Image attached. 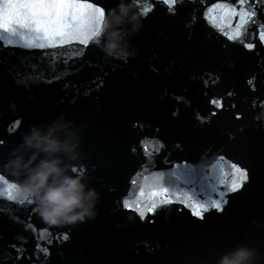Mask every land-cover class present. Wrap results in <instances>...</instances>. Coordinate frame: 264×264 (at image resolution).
Returning a JSON list of instances; mask_svg holds the SVG:
<instances>
[{
	"label": "water",
	"instance_id": "1",
	"mask_svg": "<svg viewBox=\"0 0 264 264\" xmlns=\"http://www.w3.org/2000/svg\"><path fill=\"white\" fill-rule=\"evenodd\" d=\"M87 2L105 10L101 33L87 46L73 40L49 44L29 29L6 34L44 43V50L105 82L174 132L229 184L228 164L243 166L248 180L237 192L264 216V43L257 34L264 0H136L133 11L141 12L142 27L130 39L138 55L127 62L106 57L96 44L120 0ZM233 10L257 13L234 41L227 35L241 21Z\"/></svg>",
	"mask_w": 264,
	"mask_h": 264
},
{
	"label": "clouds",
	"instance_id": "2",
	"mask_svg": "<svg viewBox=\"0 0 264 264\" xmlns=\"http://www.w3.org/2000/svg\"><path fill=\"white\" fill-rule=\"evenodd\" d=\"M136 0H120L96 41L106 57L127 62L138 55L130 37L142 27ZM13 103V107H14ZM61 113L48 125H32L23 134L5 167L20 178L17 189L34 200L38 214L50 224L71 225L97 215L100 193L90 186L81 162L80 133ZM258 227L259 220H253ZM255 248L240 245L224 253L216 264H259Z\"/></svg>",
	"mask_w": 264,
	"mask_h": 264
},
{
	"label": "snow or ice",
	"instance_id": "3",
	"mask_svg": "<svg viewBox=\"0 0 264 264\" xmlns=\"http://www.w3.org/2000/svg\"><path fill=\"white\" fill-rule=\"evenodd\" d=\"M165 3H174L175 0H164ZM233 4L246 5L253 3V0H232ZM233 15L238 16L241 23H239L237 30L232 35H227L228 40H236L241 34L242 30L248 23H255L257 13L244 12L240 14L233 10ZM105 10L98 7L94 3L87 2V0H0V30L5 33L17 34L18 29H29L35 34V38L47 41L49 44L64 45L67 41L73 40L81 46H87L91 41L101 33V22L104 20ZM258 39L264 43V23L257 27ZM39 48L45 47L44 43L38 45ZM249 50L254 47V44L248 43L245 45ZM222 106V105H217ZM239 119V116H237ZM21 122H15L18 127ZM2 143V142H0ZM219 161L223 162L227 158L223 155L219 156ZM228 167L231 169V182L225 185L221 180L222 187L227 188L222 195H227L228 192L239 191L243 183L248 180L247 170L236 162H230ZM4 180L0 176V181ZM134 183V181H133ZM9 188H16L15 184H9ZM163 189L162 192H167ZM161 193H153L159 195ZM221 195V193H218ZM9 199H15L9 193ZM172 201L164 200L163 203H171ZM226 201L213 200L210 208L217 211L222 210L221 204ZM188 206V205H185ZM128 208L130 205L124 204ZM156 205L153 204L147 208L148 213H152ZM209 211V207L199 205L198 209L193 213L198 218H203V213ZM141 219L145 218L144 212H139ZM63 239H68L64 236Z\"/></svg>",
	"mask_w": 264,
	"mask_h": 264
}]
</instances>
